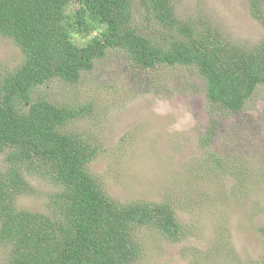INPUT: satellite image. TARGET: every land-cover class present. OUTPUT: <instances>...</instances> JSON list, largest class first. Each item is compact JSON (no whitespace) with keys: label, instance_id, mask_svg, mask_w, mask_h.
<instances>
[{"label":"trees","instance_id":"16d2710c","mask_svg":"<svg viewBox=\"0 0 264 264\" xmlns=\"http://www.w3.org/2000/svg\"><path fill=\"white\" fill-rule=\"evenodd\" d=\"M140 1L154 29L149 35L133 25V0H0V36L22 52L14 68L0 64V152L8 164L0 170L2 264H135L144 252L137 228L173 242L192 231L170 202L118 201L92 174L101 146L70 126L91 118L94 102L55 103L35 92L54 79L78 83L97 59L116 49L139 71L190 67L203 80L212 114H240L264 85L263 1L249 0L263 31L255 44L233 41L210 22L180 19L172 0ZM95 31L87 41L75 39ZM212 119L200 139L203 148L216 133ZM217 154L210 151V161L243 184L247 162L231 158L225 166ZM26 173L55 187L45 193L49 213L17 208L18 195L35 191ZM251 264H264V255Z\"/></svg>","mask_w":264,"mask_h":264},{"label":"rangeland","instance_id":"374dc122","mask_svg":"<svg viewBox=\"0 0 264 264\" xmlns=\"http://www.w3.org/2000/svg\"><path fill=\"white\" fill-rule=\"evenodd\" d=\"M172 2L180 19L210 22L233 41L255 44L262 37L249 0ZM133 12V25L151 34L154 29L144 19L140 0H133ZM96 34L81 33L75 39L79 43L82 36L87 41ZM21 58V49L0 36V64L14 68ZM140 71L124 51L113 49L97 59L78 83L54 79L35 90L55 103L94 102L91 118L70 126L101 146L90 164L92 174L118 201L170 202L178 219L192 230L173 242L151 228H137L144 252L135 264H251L260 259L264 255V85L240 114H212L203 80L190 67ZM211 118L218 122L216 133L203 148L200 139ZM233 141L238 142L235 147ZM210 151L218 152L225 166L231 158L247 162L249 176L244 183L215 166ZM5 156L0 152V170L8 165ZM25 176L35 191L18 195L17 208L49 213L45 193L55 187L33 174ZM5 253L0 246V264Z\"/></svg>","mask_w":264,"mask_h":264}]
</instances>
